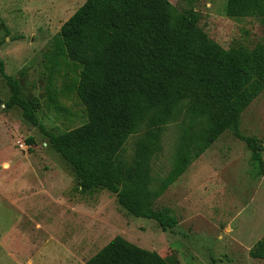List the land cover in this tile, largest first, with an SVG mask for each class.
Segmentation results:
<instances>
[{
  "label": "rangeland",
  "instance_id": "374dc122",
  "mask_svg": "<svg viewBox=\"0 0 264 264\" xmlns=\"http://www.w3.org/2000/svg\"><path fill=\"white\" fill-rule=\"evenodd\" d=\"M168 1L176 12L194 13L196 27L225 49L264 39V18L230 19L225 0ZM82 3L0 0L3 69L18 80L22 98L38 99L35 115L55 134L86 121L73 87L79 67L53 56L60 26ZM9 95L0 75V264H85L115 236L173 264H264L249 256L264 236V150L261 172L245 143L223 131L153 202L177 219L162 230L153 219L129 214L106 189L80 191L74 170L41 131L18 107L4 108ZM180 117L167 124L153 157L157 180L172 163ZM239 130L264 144V89L241 112ZM134 140L125 145L127 155Z\"/></svg>",
  "mask_w": 264,
  "mask_h": 264
},
{
  "label": "trees",
  "instance_id": "16d2710c",
  "mask_svg": "<svg viewBox=\"0 0 264 264\" xmlns=\"http://www.w3.org/2000/svg\"><path fill=\"white\" fill-rule=\"evenodd\" d=\"M224 15L264 18V0H225ZM195 20L194 13L176 12L168 0H83L60 26L53 56L79 67L73 87L86 121L59 134L38 121V99L21 97L18 80L5 73L0 59V75L10 89L4 108L18 107L41 131L74 170L80 191L106 189L129 214L153 219L162 230L172 229L177 219L153 209V202L223 131L230 129L242 140L263 171L264 144L241 133L239 118L264 89V39L252 48L225 49ZM178 116L176 151L168 172L157 180L152 160L167 124ZM249 256L264 259V236ZM85 264L173 263L115 236Z\"/></svg>",
  "mask_w": 264,
  "mask_h": 264
},
{
  "label": "crops",
  "instance_id": "0c3cea01",
  "mask_svg": "<svg viewBox=\"0 0 264 264\" xmlns=\"http://www.w3.org/2000/svg\"><path fill=\"white\" fill-rule=\"evenodd\" d=\"M3 166V165H2ZM6 169V168H5ZM6 195V194H5Z\"/></svg>",
  "mask_w": 264,
  "mask_h": 264
}]
</instances>
